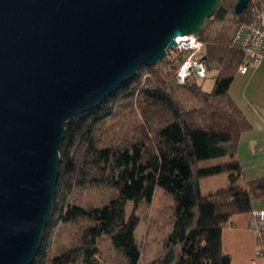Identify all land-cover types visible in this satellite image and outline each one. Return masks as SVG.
<instances>
[{
  "label": "trees",
  "instance_id": "trees-1",
  "mask_svg": "<svg viewBox=\"0 0 264 264\" xmlns=\"http://www.w3.org/2000/svg\"><path fill=\"white\" fill-rule=\"evenodd\" d=\"M236 1L223 0L212 17L225 20ZM250 19L249 8L236 15L235 27ZM197 35L204 41L208 63L219 69L211 91L198 81L178 84L164 59L142 67L116 94L68 121L57 192L32 264H105L98 255L100 239L106 237L122 257L119 264H139L146 253L136 237L140 218L135 210L141 203L151 204L157 191L172 198V227L160 253L143 264H231L222 249L223 227L234 214L252 211L254 200L264 197V176L245 181L236 157L240 136L251 127L230 95L244 52L232 41L233 34H209L203 27ZM130 97L141 110L138 133L122 142L105 141L103 125L116 114L119 101ZM205 159L218 162L200 166ZM221 173L227 174L226 184L204 193L201 178ZM87 186L114 192L101 204L71 197L77 187ZM128 201L133 203L130 213ZM59 224L79 230L70 245L51 251L52 231Z\"/></svg>",
  "mask_w": 264,
  "mask_h": 264
},
{
  "label": "water",
  "instance_id": "water-1",
  "mask_svg": "<svg viewBox=\"0 0 264 264\" xmlns=\"http://www.w3.org/2000/svg\"><path fill=\"white\" fill-rule=\"evenodd\" d=\"M222 1L0 0V264L38 254L68 121L197 35Z\"/></svg>",
  "mask_w": 264,
  "mask_h": 264
},
{
  "label": "rangeland",
  "instance_id": "rangeland-1",
  "mask_svg": "<svg viewBox=\"0 0 264 264\" xmlns=\"http://www.w3.org/2000/svg\"><path fill=\"white\" fill-rule=\"evenodd\" d=\"M235 24L236 14L233 10V13L229 14L223 21H218L213 17L208 18L203 27H206L207 33L209 34L219 31L233 34ZM211 67L215 69V71L211 72L212 77L202 81V87L206 91L212 90L215 76L218 74L216 70L217 64L212 63ZM144 73L146 74L147 72ZM176 91V93H178L180 89ZM185 95L187 96V94ZM131 99L130 97L120 100L116 109V114L103 125V132L106 130L105 135H102L103 139L106 138L105 141L112 140L122 142L126 140V138L138 133V131L135 132V130L143 119L138 102L136 103ZM185 102L192 104L193 101L186 99ZM216 162H218V159H205L200 161L199 164L200 166H207ZM227 181L228 177L225 173L204 176L201 178V189L204 193H207L210 190L225 185ZM158 189L162 191L161 188ZM113 192L112 189L105 186L77 187L71 194V197L76 198L82 203L101 204L108 200ZM172 202V198L169 195L157 191L156 197L151 204L144 202L136 208L135 212L140 218V223L136 228V237L141 248L146 253V258H142L139 264H143L144 261L150 259L152 255L160 253L163 238L172 227ZM127 206L128 212L130 213L131 210H133V203L128 201ZM78 230L79 228L76 225L59 224L57 228L52 231L51 251L70 245L78 233ZM98 257L100 261L105 264H119L123 262L120 253L115 249L107 237L100 239ZM76 264L85 263L78 261Z\"/></svg>",
  "mask_w": 264,
  "mask_h": 264
},
{
  "label": "crops",
  "instance_id": "crops-1",
  "mask_svg": "<svg viewBox=\"0 0 264 264\" xmlns=\"http://www.w3.org/2000/svg\"><path fill=\"white\" fill-rule=\"evenodd\" d=\"M230 95L242 110L251 127L239 139L236 157L243 167L245 181L264 176V59L251 66L246 73L237 72L230 87ZM253 209H264V197L255 199ZM255 231L251 227V213L231 216L222 230V249L231 257V264H264Z\"/></svg>",
  "mask_w": 264,
  "mask_h": 264
},
{
  "label": "built area",
  "instance_id": "built-area-1",
  "mask_svg": "<svg viewBox=\"0 0 264 264\" xmlns=\"http://www.w3.org/2000/svg\"><path fill=\"white\" fill-rule=\"evenodd\" d=\"M251 19L236 25L232 41L239 45L245 55L238 72L246 73L251 66H258L264 59V0H249ZM177 44L170 49L165 60L175 71L176 82L185 85L192 81L202 82L212 77L214 67L208 63L204 41L198 35H185L176 38ZM218 71V67L216 68ZM251 227L257 239L264 241V209H253ZM264 245V244H263ZM258 252H261V247Z\"/></svg>",
  "mask_w": 264,
  "mask_h": 264
},
{
  "label": "bare ground",
  "instance_id": "bare-ground-1",
  "mask_svg": "<svg viewBox=\"0 0 264 264\" xmlns=\"http://www.w3.org/2000/svg\"><path fill=\"white\" fill-rule=\"evenodd\" d=\"M167 54V53H166ZM166 57V56H165Z\"/></svg>",
  "mask_w": 264,
  "mask_h": 264
}]
</instances>
